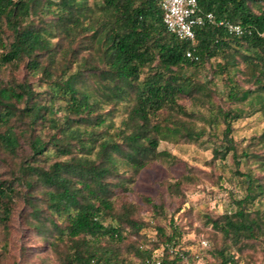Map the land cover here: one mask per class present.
Segmentation results:
<instances>
[{
  "label": "trees",
  "instance_id": "trees-1",
  "mask_svg": "<svg viewBox=\"0 0 264 264\" xmlns=\"http://www.w3.org/2000/svg\"><path fill=\"white\" fill-rule=\"evenodd\" d=\"M199 11L215 24L185 40L159 0H0V264H244L233 251L264 244V130L241 152L234 139L240 121L264 122V0H199ZM210 137L211 162L235 166L226 211L204 212L203 237L186 238V187L201 183L187 168L162 185L168 199L143 198V221L129 195L153 164H175L161 143ZM17 221L39 243L13 259Z\"/></svg>",
  "mask_w": 264,
  "mask_h": 264
},
{
  "label": "rangeland",
  "instance_id": "rangeland-1",
  "mask_svg": "<svg viewBox=\"0 0 264 264\" xmlns=\"http://www.w3.org/2000/svg\"><path fill=\"white\" fill-rule=\"evenodd\" d=\"M93 1V0H91ZM210 89L214 95H222L224 92V80L221 78H213ZM219 97H215L218 101ZM182 104L188 110L197 112L205 110L200 104L193 103L190 99H185ZM198 126H202L203 122L199 118ZM264 130V122L260 115L247 118L240 121L236 125L234 139L236 141L238 151L241 152L248 144L249 139L259 135ZM209 142L203 141L199 145H188L175 142H162L160 151H165L176 157L175 164H153L145 170L137 184L133 189V193L129 195V200L133 204L144 206L140 217L145 222H151V211L145 207L143 203L144 197L165 198L168 199L166 191L162 185L166 180L171 179L173 175L180 176L186 172L187 168L195 169L201 183L198 185H190L186 187L187 204L184 207H192L193 210L187 212V216L183 220V225H189L186 238L189 241L197 242L202 237V230L205 231L204 220L202 214L206 211L214 215L223 214L230 204V192L238 193L236 184L237 179L232 175L235 166L229 158L225 164L218 162L213 164V148L218 146L220 139L210 137ZM261 149H258V151ZM250 167L242 164L240 171L245 172ZM257 173V172H256ZM258 174V173H257ZM163 194V195H162ZM175 200L166 201V210L170 212L174 208ZM182 201H178L180 203ZM177 203V204H178ZM173 204V205H172ZM177 206V205H176ZM179 206V204H178ZM39 242L34 236L23 228L17 221L13 237L11 239V257L17 259L19 257V248L21 245H37ZM211 244V243H210ZM243 252L237 249L233 251L240 257L244 264H264V244L261 242H250L243 247ZM35 261V260H33ZM36 262V261H35Z\"/></svg>",
  "mask_w": 264,
  "mask_h": 264
},
{
  "label": "built area",
  "instance_id": "built-area-1",
  "mask_svg": "<svg viewBox=\"0 0 264 264\" xmlns=\"http://www.w3.org/2000/svg\"><path fill=\"white\" fill-rule=\"evenodd\" d=\"M163 9V22L167 30L180 39L193 40L196 36V29L207 24H215V17L212 13H200L199 0H159ZM218 26L225 27L230 34L243 36L245 31L240 25L229 22H219ZM261 36L264 38V32ZM187 57L195 61L199 57L192 51L187 52ZM207 245V243H204ZM92 264H103L92 262ZM153 264H162L160 261ZM230 264V263H229Z\"/></svg>",
  "mask_w": 264,
  "mask_h": 264
}]
</instances>
